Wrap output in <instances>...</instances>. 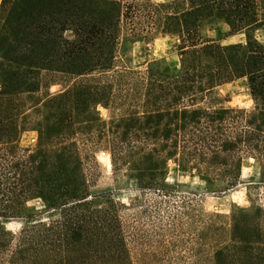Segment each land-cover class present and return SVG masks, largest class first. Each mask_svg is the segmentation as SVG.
Wrapping results in <instances>:
<instances>
[{
    "label": "trees",
    "instance_id": "1",
    "mask_svg": "<svg viewBox=\"0 0 264 264\" xmlns=\"http://www.w3.org/2000/svg\"><path fill=\"white\" fill-rule=\"evenodd\" d=\"M1 10L0 253L13 264H129L116 202L90 193L85 160L96 165V149L159 198L170 197L169 161L216 189L235 185L250 155L264 182V0H1ZM218 22L244 43L203 37ZM158 32L177 37V66L153 60L140 77L117 64L121 44ZM42 71L74 78L39 98ZM240 78L251 108L212 104L216 87ZM26 130L37 132L32 148L19 144ZM16 217L27 221L14 237L2 219ZM198 241L196 260L264 264V206L202 219Z\"/></svg>",
    "mask_w": 264,
    "mask_h": 264
},
{
    "label": "rangeland",
    "instance_id": "2",
    "mask_svg": "<svg viewBox=\"0 0 264 264\" xmlns=\"http://www.w3.org/2000/svg\"><path fill=\"white\" fill-rule=\"evenodd\" d=\"M127 1V0H123ZM162 2L165 0H138ZM0 0V20L3 18ZM203 37L221 44L244 43L242 33L233 34L228 25L218 22L206 25L202 29ZM64 36L72 38L70 31ZM257 39L264 44V30L256 31ZM177 37L168 33L150 34L134 42L119 46L117 64L127 67L140 77H144L148 63L164 59L171 67L178 65ZM74 77L61 73L41 72V87L37 97L46 93H55L71 83ZM213 105L249 109L252 99L244 78L224 83L212 93ZM101 119H109L111 112L102 107L96 108ZM37 142V132L26 130L20 134L19 144L23 148H32ZM96 165L85 160V171L91 195H110L116 202L120 215L126 248L129 253V264H208L206 254L196 260L192 256L198 249V227L202 219L215 218V215H228L232 211L248 209L253 205L264 206V182H260L259 161L246 155L242 159L241 173L238 182L232 187L221 186L209 188L196 174L183 172L169 161L168 173L164 186L170 193L168 198H159L152 190L142 189L129 177L126 167L114 169L107 149L94 151ZM156 204V205H155ZM35 207V219L47 220V214L41 211L40 200L27 204ZM101 207L105 208V204ZM182 211L177 219V229L172 230L171 214ZM218 219V217H216ZM223 223L226 220L220 218ZM4 226L14 237L26 223L25 218L2 219ZM15 242V240H13ZM204 253H209L214 243L211 235L204 241ZM10 251L0 253V264H13Z\"/></svg>",
    "mask_w": 264,
    "mask_h": 264
}]
</instances>
